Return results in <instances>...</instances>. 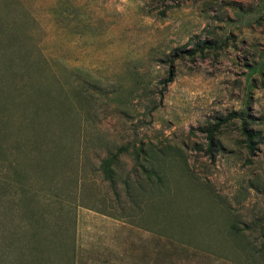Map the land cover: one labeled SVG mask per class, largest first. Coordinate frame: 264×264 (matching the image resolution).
<instances>
[{
    "label": "rangeland",
    "instance_id": "374dc122",
    "mask_svg": "<svg viewBox=\"0 0 264 264\" xmlns=\"http://www.w3.org/2000/svg\"><path fill=\"white\" fill-rule=\"evenodd\" d=\"M0 180V264H264V0H0Z\"/></svg>",
    "mask_w": 264,
    "mask_h": 264
},
{
    "label": "trees",
    "instance_id": "16d2710c",
    "mask_svg": "<svg viewBox=\"0 0 264 264\" xmlns=\"http://www.w3.org/2000/svg\"><path fill=\"white\" fill-rule=\"evenodd\" d=\"M172 76H173V73L170 72L168 82L172 81ZM246 117L247 116L243 112L239 113V115H236L235 113H233L229 117L221 119L212 128L207 129L206 131H207V138L209 140V145H208L209 148L211 149V147L213 146V135L216 132H218V130L220 129L221 126H223L225 124H228V122L230 120H240L241 121V126H240L241 134H242V136H244V138H245V140L247 142V145L252 149L253 143L256 142L257 139H259V136H258V134L256 132H254L250 128L249 123L246 120ZM132 148H133V150H131ZM39 150H40L39 147L36 148V154H37V152H39ZM145 151L146 150L144 149V147H143V145L141 143L138 146L133 145L132 147H130L129 145H124V146H120L119 148H117L115 155L109 156V157H107V158H105V159H103L101 161L100 170H101V172H102V174L104 176L105 181L109 182V185H110V187H112V189L116 190V188H117L116 181H117L118 177L116 175L114 166L118 164V158L121 155H125V154H128L130 152V153L133 154L134 159L137 162H139L140 161V156L141 155H145ZM31 162H33L34 166L36 167V172L39 174V176H42V171H45V170L42 169V165L41 164L37 163L38 161L36 160L35 155L32 158ZM35 162H36V164H35ZM149 164H151V163L149 162ZM138 166L146 174L151 175L150 177L156 178L157 181H159V187H162V185H163V182H162V167H161L160 163L157 164V168H156V166L153 167L154 170L153 169H148L146 166L142 165V163H140V165H138ZM148 172H150V173H148ZM2 181L0 180V190H1L0 195H4L5 194L2 191L3 188L5 189V185L8 186V185L12 184L8 180H2ZM124 185H125L126 191L129 193V196L132 198L133 201H136V198H137L135 196L136 192H139V193H145L146 192V190L143 188L144 186L143 187L139 186V185L137 186L136 184L133 185V184H131L129 182V179L125 180ZM7 226H8V223H4L0 219V227H7ZM61 227H62V225L58 224V229L61 228ZM9 228H10V226H9ZM7 229H8V227H7ZM1 230H3V228L0 229V233H1ZM4 232L5 233H3L2 235L4 237L5 244H8L9 242H10V244L14 243V242H12V240L15 241L14 239H16V237L12 234V237L10 238L11 235H9V232H8V235H6V230ZM1 239H2V237H1Z\"/></svg>",
    "mask_w": 264,
    "mask_h": 264
}]
</instances>
